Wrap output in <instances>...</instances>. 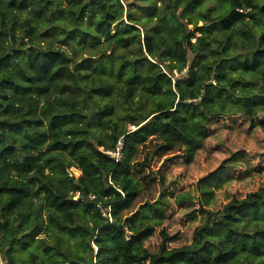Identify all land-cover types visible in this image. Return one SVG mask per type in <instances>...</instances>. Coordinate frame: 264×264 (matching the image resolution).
<instances>
[{
    "label": "trees",
    "instance_id": "16d2710c",
    "mask_svg": "<svg viewBox=\"0 0 264 264\" xmlns=\"http://www.w3.org/2000/svg\"><path fill=\"white\" fill-rule=\"evenodd\" d=\"M145 1L0 0L8 264H264V185L206 209L188 244L170 246L163 230L154 252L147 220L162 208L131 211L149 137L192 160L211 118L264 106V0ZM121 138L115 161L101 147Z\"/></svg>",
    "mask_w": 264,
    "mask_h": 264
},
{
    "label": "rangeland",
    "instance_id": "374dc122",
    "mask_svg": "<svg viewBox=\"0 0 264 264\" xmlns=\"http://www.w3.org/2000/svg\"><path fill=\"white\" fill-rule=\"evenodd\" d=\"M195 40L193 37L192 41ZM128 126L135 129L132 124ZM208 127L209 137L192 160L187 159L183 147L167 153L157 149L163 141L159 136H151L139 146L135 161L145 162L148 156L151 161L148 166L135 168L140 193L131 211L155 201L163 210L153 211V220H147L155 226L154 234L144 244L152 252L163 242V230L170 236V246L188 244L195 227L205 220L206 209H220L232 198H242L264 185V106H256L250 115L215 116ZM69 171L75 177L81 175L77 167ZM0 264H8L2 254Z\"/></svg>",
    "mask_w": 264,
    "mask_h": 264
},
{
    "label": "built area",
    "instance_id": "2783aa9c",
    "mask_svg": "<svg viewBox=\"0 0 264 264\" xmlns=\"http://www.w3.org/2000/svg\"><path fill=\"white\" fill-rule=\"evenodd\" d=\"M122 148H123V139L121 138L114 149H107L106 150L104 148H101V150H103L104 152L109 154L111 157H113L115 159V161H120L123 157ZM77 195H78V193H77ZM103 214H105L111 218V213H110L109 208H106L104 210Z\"/></svg>",
    "mask_w": 264,
    "mask_h": 264
}]
</instances>
